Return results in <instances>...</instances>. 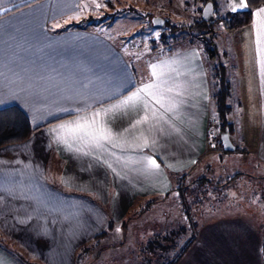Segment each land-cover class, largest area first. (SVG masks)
<instances>
[{
    "label": "crops",
    "instance_id": "crops-1",
    "mask_svg": "<svg viewBox=\"0 0 264 264\" xmlns=\"http://www.w3.org/2000/svg\"><path fill=\"white\" fill-rule=\"evenodd\" d=\"M85 1L6 0L2 5L0 109L21 111L31 133L22 142L0 146V264H24L21 255L38 264H79L82 251L117 230L113 224L133 212L145 213L157 197H169L184 179L208 174L210 160L223 157V151L208 148L217 125L203 45L178 42L162 55L132 63L117 43L92 27L99 23L86 13L90 4L83 11ZM225 2L224 13L236 12L232 8L241 0ZM260 8L264 5L241 28L239 74L246 81L238 92L241 110L251 111L252 102V110L260 112L258 127L254 135L242 127L241 137L236 126L230 136L241 149L233 151L252 155L259 166L264 161V29L254 28V20L264 21V14H254ZM87 19L92 26L82 24ZM85 131H102L108 139L97 145ZM171 230L153 234L168 240ZM198 233L196 243L168 264H264V236L246 214L220 216Z\"/></svg>",
    "mask_w": 264,
    "mask_h": 264
},
{
    "label": "rangeland",
    "instance_id": "rangeland-1",
    "mask_svg": "<svg viewBox=\"0 0 264 264\" xmlns=\"http://www.w3.org/2000/svg\"><path fill=\"white\" fill-rule=\"evenodd\" d=\"M225 1L217 5L214 17H220L227 11ZM247 1L251 3V5L247 4L251 15L255 8L264 5L262 0ZM88 4L92 8L90 12L84 8ZM194 4V0H88L83 3L82 9L84 8L83 11H87L86 13L92 16V22L99 24L92 26V22L88 19L83 20L82 24L91 25L106 34L133 63L135 58L151 59L162 55L169 48L175 49L178 42L203 43L204 41L196 39L191 31L183 29L184 24L198 17V12L195 11L198 7ZM154 17L161 18L164 24L153 25ZM213 27V31L204 34L205 41L210 42L205 43L208 48L205 53L209 56L210 51L214 49L216 62L223 65V79L230 84V112L227 119L235 128L239 126L241 137L242 127L243 131L250 129L254 135L260 112L256 109L252 110V102L249 106L251 111L244 112L238 101L240 82L246 81L242 80V74H239L241 68L239 57L240 59L242 57L241 54L239 56V51L243 49L240 46L244 38L241 29L243 27L234 31H225L217 22ZM172 30L175 33H170ZM133 48L135 51H132ZM243 76L247 77V74ZM211 115L214 119L217 113L215 112L214 116L212 110ZM243 120L245 126H242ZM220 136L221 132L217 128L215 138L209 139L208 148L211 151H222ZM232 138L233 142H237L235 136ZM208 167V174L202 177L209 178L212 181L210 184L196 185L193 181L197 178L184 179V183H181L179 188L169 192V197H157L155 204L145 213L139 212L136 216L134 212L131 213L132 215L122 223L123 226L113 224L111 229L117 230L109 233L111 236H107V239L101 238L96 241L93 248L82 251L78 255L79 264H168L171 257H177L178 251L184 245L188 248L190 243L192 245L196 243V232L200 233L203 227L211 226L220 216L235 213L246 214L252 220L254 228L264 236V203L261 199L262 196L264 197V185H260L257 177L264 175V161L259 166L252 155L242 154L241 151H228L223 153L222 158L211 159ZM239 172L243 174L233 180L230 179ZM169 228H172L169 232L171 239H159L160 237L156 239L153 234ZM225 239L232 242L230 239ZM240 239L235 238L236 241ZM99 244L105 247L99 248ZM190 250L189 248L186 252L187 256L191 255ZM21 257L19 259L23 261L28 255ZM177 264L183 263L179 261Z\"/></svg>",
    "mask_w": 264,
    "mask_h": 264
},
{
    "label": "trees",
    "instance_id": "trees-1",
    "mask_svg": "<svg viewBox=\"0 0 264 264\" xmlns=\"http://www.w3.org/2000/svg\"><path fill=\"white\" fill-rule=\"evenodd\" d=\"M195 4L198 8H195L198 12V17L191 19L187 24H184V30L191 31L195 36L196 39L203 40L204 42L201 43L203 45V52L210 64L209 68V79H210V99L212 103V110L215 116V112L217 116L214 117V122L217 125V128L220 132L227 130L229 136H231L234 132V126L228 121L227 115L229 114V97H230V84L228 81H224V76L222 73L223 65L221 63L216 62V53L213 50L210 51L209 56L206 55V51L208 48L205 46V43H210L209 41H205L204 34L213 31L214 23H220L222 28L225 31H234L238 28L247 26L251 23V10L246 9L242 11L236 12H226L224 15L220 17H214L213 22H207L202 19L201 17V10L203 6L210 2L213 6V14L214 10L218 4L223 0H194ZM264 1V0H262ZM247 4L251 5L246 0ZM166 22V21H165ZM170 33H175L172 30ZM164 39V38H162ZM219 85V88H218ZM217 90V91H216ZM211 110V111H212ZM31 133V130L28 126L27 119L24 114L19 111L14 106H9L4 109H0V146L18 143L26 140ZM235 150H241L240 148L235 147ZM223 152H228L224 151ZM243 173H236L230 179L233 180L236 176H239ZM259 178L258 182L260 185H264V175L257 176ZM226 182L230 180H225ZM196 185L199 184H210L212 181L206 177H200L193 181ZM220 186L221 184H219ZM224 183V182H223ZM264 187V186H263ZM261 199L264 203V197L262 196ZM187 246L182 249V252L177 255L179 257L185 250ZM263 253V262H264V246L262 249ZM24 264H38L36 262L24 260Z\"/></svg>",
    "mask_w": 264,
    "mask_h": 264
},
{
    "label": "water",
    "instance_id": "water-1",
    "mask_svg": "<svg viewBox=\"0 0 264 264\" xmlns=\"http://www.w3.org/2000/svg\"><path fill=\"white\" fill-rule=\"evenodd\" d=\"M201 17L203 20L207 22H213L214 15H213V6L210 2H207L202 10H201ZM152 24L155 26H161L164 24V21L161 18L154 17L152 18ZM221 146L224 151H233L235 149L234 144L231 142L229 138V134L227 130L221 132Z\"/></svg>",
    "mask_w": 264,
    "mask_h": 264
},
{
    "label": "snow or ice",
    "instance_id": "snow-or-ice-1",
    "mask_svg": "<svg viewBox=\"0 0 264 264\" xmlns=\"http://www.w3.org/2000/svg\"><path fill=\"white\" fill-rule=\"evenodd\" d=\"M6 2V0H0V12H3L4 9L2 8V5ZM99 7V5H97ZM243 7H247V2L246 0H241V3L239 4L238 7H233L232 11H238L239 8H243ZM259 14H264V8H260L257 10V13L254 15H259ZM254 28H256L258 31L261 29H264V21H256L254 20ZM145 87H149V86H145ZM141 91H143V89H141ZM125 103H127V101H125ZM96 115H99V113H96ZM146 119V118H145ZM140 121H137V123H139ZM94 123V122H93ZM78 128L80 126H77ZM85 136H87L92 142L96 143L97 145L99 144V142L101 140H106L108 139V137L106 135L103 134V132H91V131H85ZM151 163L153 165H155V161H151Z\"/></svg>",
    "mask_w": 264,
    "mask_h": 264
}]
</instances>
